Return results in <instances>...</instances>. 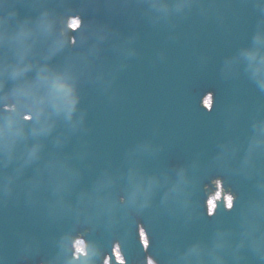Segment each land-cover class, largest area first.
Masks as SVG:
<instances>
[{
	"label": "water",
	"instance_id": "95a60500",
	"mask_svg": "<svg viewBox=\"0 0 264 264\" xmlns=\"http://www.w3.org/2000/svg\"><path fill=\"white\" fill-rule=\"evenodd\" d=\"M116 243L264 264V0H0V264Z\"/></svg>",
	"mask_w": 264,
	"mask_h": 264
},
{
	"label": "bare ground",
	"instance_id": "6f19581e",
	"mask_svg": "<svg viewBox=\"0 0 264 264\" xmlns=\"http://www.w3.org/2000/svg\"><path fill=\"white\" fill-rule=\"evenodd\" d=\"M70 22L74 26V25H76L77 19H72V20H70ZM207 100H209V97L207 98ZM221 193H222V190H221L220 187H218V189L216 190V192L214 194L210 195V207L213 208L215 199L221 197ZM225 196L228 197V200L230 201V197L228 195H225ZM78 245H79V248H82L83 249L84 244H83L82 241H79L78 242ZM149 264H155V263H153V262L151 263L150 262Z\"/></svg>",
	"mask_w": 264,
	"mask_h": 264
},
{
	"label": "clouds",
	"instance_id": "9594fccd",
	"mask_svg": "<svg viewBox=\"0 0 264 264\" xmlns=\"http://www.w3.org/2000/svg\"><path fill=\"white\" fill-rule=\"evenodd\" d=\"M105 264H107V262L105 261ZM121 264H123V262H121Z\"/></svg>",
	"mask_w": 264,
	"mask_h": 264
}]
</instances>
